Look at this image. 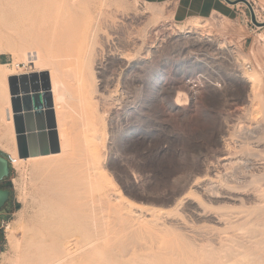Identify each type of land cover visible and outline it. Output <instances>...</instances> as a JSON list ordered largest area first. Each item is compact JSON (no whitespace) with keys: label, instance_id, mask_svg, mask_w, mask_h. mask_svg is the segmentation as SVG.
Returning <instances> with one entry per match:
<instances>
[{"label":"rangeland","instance_id":"rangeland-1","mask_svg":"<svg viewBox=\"0 0 264 264\" xmlns=\"http://www.w3.org/2000/svg\"><path fill=\"white\" fill-rule=\"evenodd\" d=\"M231 1H235L239 9L238 16L233 19L212 14L208 18H192L193 20L181 23L172 19L165 6L148 4L141 0H80L78 5H70L64 0H45V4L59 17L60 24L76 19L78 39L89 36L98 25L101 13L107 10H118L124 14V18L116 23V27L125 34L133 33L135 29H143L149 39L155 38L156 32L164 29L162 33L157 34V37L162 35L161 39L164 38L161 49H152L146 64L133 69L131 77L125 81L129 92L139 93L141 96L138 110L123 117L118 123L115 121V125L110 128L107 108L96 106L97 115L104 126V153L105 159L111 165L109 173L126 200L138 205L143 215L154 216L162 224L157 230H153L149 225L142 227L134 236V240L143 249H135L121 260V264H264V0ZM146 6L162 13L155 19V23L146 19ZM252 17L255 23L252 22ZM193 23L204 26L202 28L205 30L201 28V31H205V34H219L222 39L234 45L239 51V56L252 67L247 73H258L261 84L259 83L253 100L247 101L250 89L231 71L233 64L223 62L219 66L218 75L222 87L213 92L203 90L194 100L188 99L186 105L178 107L174 104L177 93L181 94L184 89L182 83L178 82L170 93L173 79H178L177 76H180L181 72L176 70L177 64L172 62L176 47L165 42L181 41L177 36L179 34L172 32L171 28L180 30L183 25ZM15 30L17 27L13 21L0 17V58L7 59L8 70L14 69L13 64L18 59L19 64H28L23 60L24 57L18 55L17 47L5 46L9 39L16 40L15 34L12 33ZM196 31L201 32L200 28ZM58 32L55 29H44L41 33L33 34L29 46L24 47L27 48L26 55L30 54L31 49V54L41 53L53 58L63 53H71L73 56L80 53H99L97 45L76 43L67 47H56L53 40ZM29 66L31 67V64L25 69ZM113 67L116 69L112 66L109 71L115 70ZM25 69L20 66L15 70L24 73ZM88 72L89 77L93 76L94 82L100 78V69L94 64ZM63 81L66 88L65 124L69 135L79 141L82 134V128L79 126L82 109L77 101V90L67 77H64ZM3 82L7 85L6 93L10 100L7 79ZM3 82H0V144L9 146V139L1 125L2 119L6 117V104L2 102L5 101ZM161 88L163 91H160ZM122 89L120 83L117 90ZM126 89L124 88L125 91ZM248 125L254 135L246 130ZM253 127L257 129L253 130ZM255 140H261L257 141L261 144L256 145ZM0 150H3L2 147ZM225 156L230 157L234 164L237 161L241 163H236V166L233 164L230 170L226 168L227 170L221 171L222 175L226 172L229 177L227 182L224 180L226 177H223L218 182L219 189L215 191L222 195L240 191L244 201L205 203L202 211L208 215L214 214L221 219V223L209 222L204 218L197 220L191 216L190 207L185 205V197L193 191L197 181L214 177L216 173L212 169L223 164L221 159ZM27 164L23 165L21 170L11 166L9 177L5 180L9 181L10 201L5 215L0 216V220L4 219L8 223L7 230L2 231L0 241V264H29L25 261L26 236L36 232L41 205L50 197L46 187L47 182L52 179L51 175L42 171L32 172L33 166ZM252 167H256V170ZM230 175L236 177L237 183L233 182L235 178ZM253 178L255 179L252 180ZM106 190L113 192L110 188ZM92 192L96 194L97 189L93 188ZM20 229L27 233L22 234ZM119 236L117 233L106 237L116 240ZM108 239L104 237L88 264H113L111 260L107 262L106 255L108 247L114 245L115 240L110 241L112 244Z\"/></svg>","mask_w":264,"mask_h":264},{"label":"bare ground","instance_id":"bare-ground-1","mask_svg":"<svg viewBox=\"0 0 264 264\" xmlns=\"http://www.w3.org/2000/svg\"><path fill=\"white\" fill-rule=\"evenodd\" d=\"M64 1L68 2L70 5H78L80 3V0ZM145 11V13L148 14L146 19L150 20L152 23H155V19L157 20V18H159L158 16L162 15L159 10L152 7H147ZM120 13L121 12L118 10L104 11L103 14L101 13L95 30L89 36L78 39L76 19L69 20L68 22L64 21L60 24L58 21L59 17L45 4V0H0V17L13 21L17 27V30L12 32L15 34L16 40L9 39V41L5 42V46L7 48L11 46L18 48V55L20 54L24 57V59L22 58L24 61L31 64V71L29 74L36 73L40 76L45 72L49 76L51 84L50 93L53 99L60 146V151L56 154L27 159H19L17 157L10 100L6 93L7 85L3 80L6 81L7 77L20 76L23 73L15 70L19 64V59L13 64L14 69L11 68L12 70H8L6 65H0V82L4 83V89L2 91L5 90L3 94V99L5 101L2 102L6 104V117L2 119L1 116L3 123L1 125H3L5 136L9 139V146H6L7 144H0V148L2 147L3 150H6L10 154L15 169H23V165L28 163L33 166L32 172L35 171L36 173V171H38L40 173L42 171L43 173L46 172L50 174L52 177V179L47 182L48 184L46 183L47 192L50 197L41 205L36 232L29 237L26 236L27 239L24 243L26 248V263L86 264L87 262L88 264V260L93 253L98 250L100 243L102 240L104 241V237L108 239L106 237L107 235L110 234V236H114L118 233L120 236L116 240L113 238L115 241L108 239L109 243H112L110 242L112 240L114 245L110 244L111 246H109L107 244L109 247L106 257L108 263L109 260H111L113 264L114 262L121 264V260L135 249H143V247L134 240V236L137 235V232H139L142 227L149 225L153 230H157L162 226V224L159 223L161 222L159 219L158 222L154 216H149L147 213V215H143L142 212L139 211L140 207L138 205L126 200L124 198L125 196L123 197L121 190L113 180L111 173H109L111 165H109L108 161L105 159L104 126L97 115L96 106L99 105L101 109L107 108V114H109V119H107V121L110 128L115 121L118 123L123 117L125 118L136 112L139 108L138 103L141 96L139 93L132 94L129 92L126 89L125 81L131 77L133 69L140 67L144 63L146 64L147 59L150 57L151 50L155 48L159 49L164 42V38L161 39L162 35L160 38L157 37V34H159L158 32L162 33L164 29L159 31L156 30L157 32L154 30L156 32V37L149 39L147 38L148 34H146V30L143 29H135L133 33L129 34L127 32L126 34L121 32V30L116 27V23L124 18V14ZM200 25L194 23L183 25V28L177 32L169 26L171 31L175 34H179L177 36L181 39V41L177 43H174V41L165 42V44H169L177 49L176 52L173 53L172 62L174 65H178H176V70L181 72V75L177 76L178 79H173L174 84L171 85L169 90L170 93H172L175 84L178 82L182 83L185 93H179L176 95V98H174V104L178 107L186 105L188 99L194 100L195 97L203 91L190 88L184 83V78L190 76L191 78L200 80L204 78V76H207L210 77V79H214L219 72V68L217 67L220 63L219 61L231 58L234 59L235 56V51H233L225 39H222L219 34L216 33L210 35L209 33L205 34V31H201V28L204 26ZM198 28H200L201 32L196 31ZM44 29H55L59 31L53 40V45L56 47H67L68 45H76V43L80 45H97L99 46V53L97 52L95 55L93 53L88 55L80 53L77 56H73L71 53H63L59 57L53 58L41 53L34 52V54L32 52L33 54H31V49L29 52L30 54L26 55L27 48L25 49L24 47L31 43L30 39L32 35L41 33ZM202 30H205V28H202ZM151 33L152 32H150V34ZM211 35L212 38H210ZM239 60L245 62L241 57H239ZM93 64L100 69L99 74H101L96 82H94L93 76L89 77L88 72ZM112 66H115L116 69L113 67L115 70L109 71ZM257 74L253 72L238 75L239 80H242L250 89L247 95L249 99L246 97L248 99L247 101L255 98V92L259 83L261 84L259 81L260 76ZM64 77H67L70 83L72 81L73 86L76 87L78 96L77 101L82 109L81 124L79 125L82 128V134L79 141L74 140V138L69 135L67 125L65 124L66 88L63 81ZM120 83L123 89L118 91L117 87ZM205 90L213 92V88L209 84L206 85L204 91ZM160 91H163V88H161ZM243 109L246 110V107ZM242 112L245 113L244 111ZM255 128L257 129V127H253V130H255ZM246 130L252 133L250 125L246 127ZM248 132H246L247 136ZM259 143L260 142H257V144H255L258 145ZM221 161L223 164L212 169L216 173L214 177H208L204 178L202 181L194 182L193 191H190L185 197V205L190 207L191 216L197 220L204 218L209 222H214L216 224L221 223V219L214 216V214L208 215L202 211V207L205 203L216 204L222 201H244V197L242 196L243 193L240 191L228 192L223 195L220 192L216 193V189L220 187L218 182L221 181L223 177H226L224 180L227 182L229 177L226 175V172L222 175L221 171L226 168L230 170L234 164L228 156L223 157ZM234 162H236V160ZM236 163H238V161ZM236 163L234 164L235 166L237 165ZM254 177H256V175ZM233 178H235L233 182L237 183L236 177L234 176ZM230 179L231 178H229V180ZM254 179L255 178L252 180ZM235 187L233 186V188ZM93 188L97 189L96 194L92 192ZM106 188H110L113 192L107 191ZM252 192L256 193L254 191ZM251 196L254 198L253 195ZM183 206L184 205H182V207ZM169 224L171 225L170 221ZM26 233L27 232L24 231L22 232V234ZM198 234L200 233H197V235ZM10 235V238H12L13 233L11 232ZM23 239L25 238L23 237ZM125 241H130V243H125ZM104 243L105 242H103V244ZM137 251L138 250H136V252Z\"/></svg>","mask_w":264,"mask_h":264},{"label":"water","instance_id":"water-1","mask_svg":"<svg viewBox=\"0 0 264 264\" xmlns=\"http://www.w3.org/2000/svg\"><path fill=\"white\" fill-rule=\"evenodd\" d=\"M235 4V1H228ZM255 23L254 18H251ZM10 106L19 159H27L60 151L57 124L51 96L49 76L43 72L7 78ZM9 158L0 152V181L9 173ZM8 198L0 190V209Z\"/></svg>","mask_w":264,"mask_h":264},{"label":"crops","instance_id":"crops-1","mask_svg":"<svg viewBox=\"0 0 264 264\" xmlns=\"http://www.w3.org/2000/svg\"><path fill=\"white\" fill-rule=\"evenodd\" d=\"M148 4L165 6L172 19L176 22H184L192 18L204 19L212 14H220L233 19L238 16V5L231 4V0H141ZM0 65H9L7 59L0 58ZM8 78V77H7ZM7 156L10 154L0 150Z\"/></svg>","mask_w":264,"mask_h":264},{"label":"built area","instance_id":"built-area-1","mask_svg":"<svg viewBox=\"0 0 264 264\" xmlns=\"http://www.w3.org/2000/svg\"><path fill=\"white\" fill-rule=\"evenodd\" d=\"M217 15L221 16L220 14H217ZM211 16H209V17H211ZM181 23H183V22H181ZM176 31H178V29ZM228 44H229V42H228ZM229 45L233 49V51H235L234 59L231 58V59L219 61L220 63L217 65V67L219 68L220 64L223 63V62L232 63L233 64L232 65L233 69H231V71L235 72V76L237 75L236 77H238V75H243V73L249 72L252 69L251 65L248 62H246V60H245V62H242L241 60H239L240 56H239L238 49L232 44H229ZM236 54H237V56H236ZM28 64L30 65V63H28ZM28 64H18L17 67L21 66L23 69H25V67ZM30 71H31V67L29 66L28 69H25V72L23 74H29ZM218 75H219V72L217 73V75H216V77L214 79H210V77L204 76V78H201L200 80H198L196 78H191L190 76H188V77L184 78L183 81L190 88H195V89H198L200 91L204 90V88H206V85H208V84L211 85L213 90H216V89L222 87V82L219 80ZM174 88H175V86H174ZM182 93H185V91L182 92ZM177 94H179V93H177ZM8 158H9V162H10L11 166L13 167V159H12V157L8 156ZM0 227H1L2 230L4 229V231H6L7 227H8V223L3 221V222H1Z\"/></svg>","mask_w":264,"mask_h":264},{"label":"flooded vegetation","instance_id":"flooded-vegetation-1","mask_svg":"<svg viewBox=\"0 0 264 264\" xmlns=\"http://www.w3.org/2000/svg\"><path fill=\"white\" fill-rule=\"evenodd\" d=\"M8 168H9V173H10V171H11V164H10V162L8 161ZM9 173H8V175L6 176V177H3L2 178V180L0 181V190L1 191H6L7 193H8V198H7V200L5 201V203L3 204V206L1 207V209H0V216L1 215H5L4 214V212H5V209L7 208V206H8V204H9V201H10V191H9V181H5V180H7L8 179V177H9ZM4 221V219L3 220H0V225H1V222H3ZM3 230L1 229V227H0V241H1V239H2V234H3V232H2Z\"/></svg>","mask_w":264,"mask_h":264}]
</instances>
